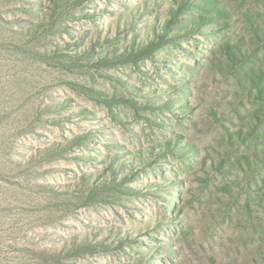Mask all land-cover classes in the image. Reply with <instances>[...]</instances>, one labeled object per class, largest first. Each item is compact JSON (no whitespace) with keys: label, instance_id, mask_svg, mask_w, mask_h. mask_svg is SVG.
<instances>
[{"label":"rangeland","instance_id":"374dc122","mask_svg":"<svg viewBox=\"0 0 264 264\" xmlns=\"http://www.w3.org/2000/svg\"><path fill=\"white\" fill-rule=\"evenodd\" d=\"M263 94L264 0H0V264H264Z\"/></svg>","mask_w":264,"mask_h":264},{"label":"trees","instance_id":"16d2710c","mask_svg":"<svg viewBox=\"0 0 264 264\" xmlns=\"http://www.w3.org/2000/svg\"><path fill=\"white\" fill-rule=\"evenodd\" d=\"M215 11L218 13V16L217 17H213L211 19L220 20L221 17H223V16H225L227 14V11H226L225 7H223V6L217 5ZM177 12H180V11H177ZM174 19H176V18L174 16H172L171 20H174ZM203 19H204V17L202 18V21H203ZM202 21H201V23H202ZM170 26H171V24L166 22L165 28L163 30V33L159 34V36H161V37L156 39L155 42L153 41V43L150 45L149 48H151V49L154 48L153 44H157V45L161 44V41H162L161 38L162 37H165V38L171 37V34H173V32L171 31V27ZM187 27L189 28V25H187ZM261 97H262V99H264V94Z\"/></svg>","mask_w":264,"mask_h":264}]
</instances>
